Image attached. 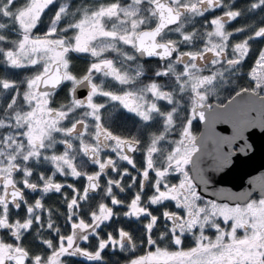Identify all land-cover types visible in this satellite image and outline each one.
<instances>
[{"label":"snow or ice","instance_id":"6c2138e0","mask_svg":"<svg viewBox=\"0 0 264 264\" xmlns=\"http://www.w3.org/2000/svg\"><path fill=\"white\" fill-rule=\"evenodd\" d=\"M73 7L0 0V65L30 70L0 75V264H107L109 250L130 254L126 264H264V177L258 199L200 191L223 183L233 146L246 152V134L264 130V48L248 86L219 98L253 42H264V0ZM72 54L91 58L82 73ZM137 56L157 59L151 77ZM50 194L66 212L46 207ZM33 232L42 252L23 242Z\"/></svg>","mask_w":264,"mask_h":264},{"label":"water","instance_id":"95a60500","mask_svg":"<svg viewBox=\"0 0 264 264\" xmlns=\"http://www.w3.org/2000/svg\"><path fill=\"white\" fill-rule=\"evenodd\" d=\"M138 58L143 61L157 60L154 57L146 56H138ZM200 125L203 132V124L200 123ZM226 127L229 128V133L225 134H230L231 128L229 125L219 124L216 126V130L220 131L221 128ZM250 131L251 133H255V135L246 134L250 137L247 142L252 147L246 150V152L241 153L238 150V145L233 146L232 151L236 150L237 154L233 156L230 167L225 170L227 175H225V173H220L217 176V179H219L220 176H224V182L219 184H210L207 191H204L201 186L200 191L203 193L205 198L216 199V197L212 195V192L221 188L234 193L250 192L252 194V199L260 197L261 177H264V130L255 128ZM239 143L242 142H238V144Z\"/></svg>","mask_w":264,"mask_h":264},{"label":"trees","instance_id":"16d2710c","mask_svg":"<svg viewBox=\"0 0 264 264\" xmlns=\"http://www.w3.org/2000/svg\"><path fill=\"white\" fill-rule=\"evenodd\" d=\"M22 2V0H18V3ZM58 2H64V0H58ZM67 2L70 4V6L74 5L75 7H80V6H90L93 2H95V0H67ZM237 3L240 4L241 6H243L244 4V0H237ZM75 7H73V11H75ZM52 15L51 12L48 13V16ZM48 16H45L44 19L47 20ZM252 22V21H249ZM241 25L243 24V20L240 23ZM240 26V25H239ZM41 30H43V25L41 26ZM172 38H176L175 36H172ZM259 54V52H257V55ZM74 57H76L75 59H73V65H74V69L77 73H82L88 63L91 61V58L88 56H76V54H72ZM115 55V54H112ZM256 57L253 58V62L255 61ZM10 73H13V77L12 78H18V79H23L25 76L30 74V70H25V69H6L4 68L3 65H0V75H9ZM55 105H58L61 102H65V93L64 92H60L55 98ZM221 101H223V99L220 98ZM119 110H116L113 112V116L118 115ZM120 127L119 130L121 132H123L124 134H129V132L131 134H139L137 129L139 128V125L137 126H133L132 121H120L119 122ZM140 165V163L138 164ZM94 166L89 165L88 168L86 170L91 171L93 169ZM58 181L64 182L65 180H67V182H72V183H76L77 186L80 185V181H73L71 177L65 178V177H57ZM70 191V190H69ZM31 195H35V194H31ZM119 195L121 197L122 196L120 193ZM129 196V195H127ZM126 196V197H127ZM44 202L46 204V207H50L54 210H57L59 212H66V207L61 203V197L59 196V194H50L49 196H45L44 197ZM55 218V217H54ZM58 223H62L63 222V216L59 217L57 220ZM130 223L127 220H124L123 223L118 224L117 226L119 227H123L126 224ZM137 227V225H133V229H135ZM63 230V229H62ZM110 230V229H109ZM45 237L48 236L47 233L43 234ZM24 244L29 247L32 251L34 252H42V249L38 248V243L39 241L35 238V232H33L32 235H28L26 234V239L23 241ZM83 246V244H82ZM145 249H138L136 255H140L143 254V251ZM130 254H116L114 252H112L111 250L108 251V256L106 257L107 260V264H126V258L127 256ZM76 259V258H73ZM81 264H90V262H84L82 261Z\"/></svg>","mask_w":264,"mask_h":264},{"label":"flooded vegetation","instance_id":"af4514ba","mask_svg":"<svg viewBox=\"0 0 264 264\" xmlns=\"http://www.w3.org/2000/svg\"><path fill=\"white\" fill-rule=\"evenodd\" d=\"M234 24H235V22H234ZM239 25L241 26V24H235L236 27H239ZM199 26H200L199 23H197L196 27H199ZM262 48H264V42H260V41L253 42L252 50H251L248 58L244 62V64L241 65L240 72H239L238 76L235 78V82L233 84L226 86L225 88H223L219 92V98L223 99V102H227V98H230L231 95H234L233 89L239 90V88H241V87H247L248 86L249 78H248L247 74L251 70V67L255 63V61L253 62V58L258 57L257 52H259V50ZM137 63L144 66L146 77H151L152 72H154L156 70V68L158 67V61L157 60L143 61V60H140L138 58V56H137ZM137 131H138V129H137ZM193 131L198 136L202 132V127H201L199 122H194ZM173 138H178V136H175V134H174ZM233 152L235 154H237L236 150H234ZM135 156L137 159V163L141 164L142 163V154L136 153ZM133 174H135V173H133ZM102 183H103V181H102ZM120 194L122 196L126 197L127 195H129V192L126 191L125 193H120ZM253 199H258V198L255 197ZM192 243L193 242L191 241V239H189V242L186 241L185 246L191 247Z\"/></svg>","mask_w":264,"mask_h":264},{"label":"rangeland","instance_id":"374dc122","mask_svg":"<svg viewBox=\"0 0 264 264\" xmlns=\"http://www.w3.org/2000/svg\"><path fill=\"white\" fill-rule=\"evenodd\" d=\"M189 239H191V238H189ZM189 239L187 240V242H189Z\"/></svg>","mask_w":264,"mask_h":264}]
</instances>
